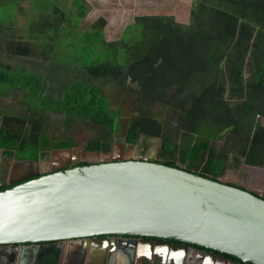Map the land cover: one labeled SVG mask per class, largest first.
<instances>
[{"label": "trees", "instance_id": "trees-1", "mask_svg": "<svg viewBox=\"0 0 264 264\" xmlns=\"http://www.w3.org/2000/svg\"><path fill=\"white\" fill-rule=\"evenodd\" d=\"M193 1L188 26L171 15H138L117 40L105 38L103 17L79 32L86 0H72L71 16L53 6L25 41L0 23V148L38 161L74 147L71 137L45 131L55 114L65 128H100L85 150L106 153L120 128V109L107 97L115 92L133 96L124 142L159 138L155 162L213 180L241 164L264 168V0ZM55 69L62 78L50 86L44 73ZM16 93L22 114L1 107Z\"/></svg>", "mask_w": 264, "mask_h": 264}, {"label": "water", "instance_id": "water-1", "mask_svg": "<svg viewBox=\"0 0 264 264\" xmlns=\"http://www.w3.org/2000/svg\"><path fill=\"white\" fill-rule=\"evenodd\" d=\"M74 157L50 174H40L45 163L16 161V173H34L8 187L9 171L0 172V246L91 239V250L110 247V255L124 242L115 237H136L129 247L149 264H183L191 248L226 263L264 264L263 194L157 163L143 151L87 165Z\"/></svg>", "mask_w": 264, "mask_h": 264}, {"label": "rangeland", "instance_id": "rangeland-1", "mask_svg": "<svg viewBox=\"0 0 264 264\" xmlns=\"http://www.w3.org/2000/svg\"><path fill=\"white\" fill-rule=\"evenodd\" d=\"M88 4V11L78 24L79 32L86 29L98 17H103L106 20L104 27V36L107 40H117L120 38L124 28L132 23L133 18L138 15H154L163 14L171 15L175 21L180 25L188 26L195 2L193 0H86ZM53 6L67 13L69 16L73 14L72 0H0V23L5 24L9 30L13 29L14 37L18 41H25L29 37L30 26L36 22L39 26L43 25L44 21L39 17L50 14ZM65 37L61 40H67ZM29 60H34L28 58ZM13 67H18L25 64L20 58L5 59ZM27 61V62H28ZM26 62V63H27ZM28 70L36 72V68L32 65L26 66ZM48 85H56L61 80L62 75L59 69H55L52 73H44ZM16 96L5 98L1 107L11 109L12 112L22 114L24 108L20 106ZM129 96H131L129 98ZM107 97L111 103V109H120L118 123L120 128L114 133L113 139L118 140V143L124 142V132L127 127L128 120L132 117L130 110L133 104V96L118 95L115 92L107 93ZM17 100V101H16ZM174 121V119H171ZM48 123L45 125V131L56 138L71 137L75 141V145L71 150L53 151L51 163L60 162V159L66 160L69 156H78L77 159L85 162H100L102 159H107L111 155V150L106 153L88 152L85 150L87 141L103 134L102 130L90 123H79L77 126L63 127L59 122V117L52 114L47 118ZM264 123V120H262ZM142 141L137 144L136 148L139 153L146 152L151 154V157L156 158V152L160 144L159 138L149 139L140 136ZM139 140V141H140ZM151 140L150 148H145V143ZM143 143V144H142ZM217 147L221 145V141L215 143ZM126 155H136V149L130 144H125ZM123 146V147H124ZM120 152V148H119ZM68 157V158H67ZM56 165V164H54ZM223 183L241 186L256 191L264 195V170L251 168L241 164L236 170L227 169L224 175L219 178ZM120 264H125L124 258H118Z\"/></svg>", "mask_w": 264, "mask_h": 264}, {"label": "flooded vegetation", "instance_id": "flooded-vegetation-1", "mask_svg": "<svg viewBox=\"0 0 264 264\" xmlns=\"http://www.w3.org/2000/svg\"><path fill=\"white\" fill-rule=\"evenodd\" d=\"M139 140L140 138L137 140L138 142H136L135 144H130L131 147L136 149V155L128 157V156H125L127 153L126 152L127 149H125V146L122 149V153H121V150L119 152L120 143H118L119 141L114 138L112 139V143H111L110 157L107 159H102L100 162H93V163L111 162L114 159H117L119 157L120 158L122 157L125 160L137 159L140 153L139 151H137L138 149L136 148V146L137 144L139 145L142 139L140 141ZM150 145H151V140L145 143V146L147 148L148 147L150 148ZM66 149L72 150L73 147L50 150L46 158L39 159L38 161H24V160L15 158V153H13L12 155H6L4 153V150L0 148V172L4 170L9 171L8 176L6 178V182H5L7 183L6 186L8 187V186L16 185L15 183L14 184L8 183L11 179H14V178H17L23 175L25 176L26 174H30L33 172L32 170L23 168L22 172L16 173V171L14 170V163L16 161L21 162L20 163L21 167H23L26 163H30V164H33L35 162H39L40 164L45 163V165L42 166V168H39L41 171L43 170V172L40 174H50V173L58 172L61 169L66 168V165H68V163L71 162L68 159L66 160V158L63 160L60 159V162L58 163H56L55 161L54 164L56 165L51 163V160H52L51 153H53V151H60V150H66ZM72 158H75V157H72ZM82 163L92 164V162L80 161L79 165H83ZM29 179H26V181ZM3 180H4V176L1 175L0 182H2ZM24 181H21L19 183H22ZM114 239H118L119 241H124V242L120 246L118 243H116L115 244L116 250L113 251L110 255L108 253L110 247L109 248H105L103 246L98 247L102 249L105 248V250L107 249L105 253L101 249L91 250L90 249L91 239H87V240L65 239V240H60V241L52 242L48 244L0 246V264H98V262L99 263L102 262L101 261L102 258H103V264H120L118 260L119 257L124 258L125 264H145V262H148V260H146L145 257H142L141 259L136 260V253L132 251L129 247V244L131 243V241L137 240L138 238L136 237H131V238L115 237ZM64 254L66 255L64 256ZM205 255L206 254H202L201 252H198L196 249L191 248L188 251L187 258L184 260L183 264H201L200 262L203 259L201 257H204ZM96 260H99V261L96 262Z\"/></svg>", "mask_w": 264, "mask_h": 264}, {"label": "crops", "instance_id": "crops-1", "mask_svg": "<svg viewBox=\"0 0 264 264\" xmlns=\"http://www.w3.org/2000/svg\"><path fill=\"white\" fill-rule=\"evenodd\" d=\"M146 147V146H145ZM147 148V147H146ZM116 149V148H115ZM121 153H122V150H121ZM71 156V155H70ZM69 156V157H70ZM71 157H73V156H71ZM68 158V157H67ZM66 254H64V256H65ZM63 256V257H64ZM201 258H203L202 260H201V264H231V263H226V262H224V261H219V260H217V259H215V258H213V259H211L210 257H208L207 255H205L204 257H201Z\"/></svg>", "mask_w": 264, "mask_h": 264}, {"label": "bare ground", "instance_id": "bare-ground-1", "mask_svg": "<svg viewBox=\"0 0 264 264\" xmlns=\"http://www.w3.org/2000/svg\"><path fill=\"white\" fill-rule=\"evenodd\" d=\"M54 163H55V162H54ZM54 163H53V164H54ZM66 163H67V162H66ZM51 168H52V166H51ZM58 169H59V168H58Z\"/></svg>", "mask_w": 264, "mask_h": 264}]
</instances>
